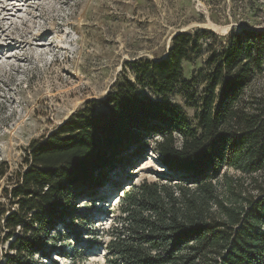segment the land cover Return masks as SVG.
<instances>
[{"label": "trees", "instance_id": "trees-1", "mask_svg": "<svg viewBox=\"0 0 264 264\" xmlns=\"http://www.w3.org/2000/svg\"><path fill=\"white\" fill-rule=\"evenodd\" d=\"M203 52L186 78L183 65ZM122 73L104 99L32 139L18 172L0 166V264H33L74 202L153 139L168 174L119 199L107 246L115 264H264V94H247L264 76V31L182 32L166 58H139ZM227 169L248 176L251 192L242 196Z\"/></svg>", "mask_w": 264, "mask_h": 264}, {"label": "rangeland", "instance_id": "rangeland-1", "mask_svg": "<svg viewBox=\"0 0 264 264\" xmlns=\"http://www.w3.org/2000/svg\"><path fill=\"white\" fill-rule=\"evenodd\" d=\"M241 29L264 31V0H0V166L18 172L32 139L54 131L86 101L104 99L127 63L163 58L175 33L207 30L222 38ZM206 58L203 52L184 64V76ZM247 94L263 96L264 76ZM171 101L182 104L179 97ZM153 140L93 197L74 202L45 235L33 264H115L107 246L119 199L143 180L168 174ZM225 172L242 196L251 192L248 176ZM4 187L2 178L0 192Z\"/></svg>", "mask_w": 264, "mask_h": 264}, {"label": "bare ground", "instance_id": "bare-ground-1", "mask_svg": "<svg viewBox=\"0 0 264 264\" xmlns=\"http://www.w3.org/2000/svg\"><path fill=\"white\" fill-rule=\"evenodd\" d=\"M207 26H209V27H211L213 30H215V31H218L219 32V28L218 27H216V26H214V25H212L211 23H209ZM225 33V32H224Z\"/></svg>", "mask_w": 264, "mask_h": 264}, {"label": "water", "instance_id": "water-1", "mask_svg": "<svg viewBox=\"0 0 264 264\" xmlns=\"http://www.w3.org/2000/svg\"><path fill=\"white\" fill-rule=\"evenodd\" d=\"M183 31H180V32H178V33H175L172 37H174L175 35H177V34H179V33H182ZM167 52H168V49H167ZM167 52H166V55L162 58V59H164V58H166L167 57ZM61 125V124H60Z\"/></svg>", "mask_w": 264, "mask_h": 264}]
</instances>
